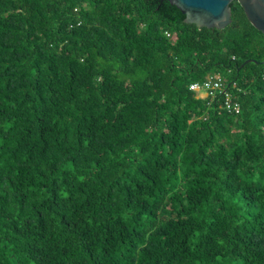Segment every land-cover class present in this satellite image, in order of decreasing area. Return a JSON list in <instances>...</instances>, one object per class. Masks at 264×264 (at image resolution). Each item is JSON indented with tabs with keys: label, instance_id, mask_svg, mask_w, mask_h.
I'll return each mask as SVG.
<instances>
[{
	"label": "trees",
	"instance_id": "1",
	"mask_svg": "<svg viewBox=\"0 0 264 264\" xmlns=\"http://www.w3.org/2000/svg\"><path fill=\"white\" fill-rule=\"evenodd\" d=\"M229 7L0 0V264H264V34ZM219 70L237 114L188 89Z\"/></svg>",
	"mask_w": 264,
	"mask_h": 264
},
{
	"label": "water",
	"instance_id": "2",
	"mask_svg": "<svg viewBox=\"0 0 264 264\" xmlns=\"http://www.w3.org/2000/svg\"><path fill=\"white\" fill-rule=\"evenodd\" d=\"M183 14L185 23L197 28L221 29L230 22L232 0H165ZM249 24L264 34V0H235ZM245 60L244 62H248ZM264 62V60H263Z\"/></svg>",
	"mask_w": 264,
	"mask_h": 264
},
{
	"label": "built area",
	"instance_id": "3",
	"mask_svg": "<svg viewBox=\"0 0 264 264\" xmlns=\"http://www.w3.org/2000/svg\"><path fill=\"white\" fill-rule=\"evenodd\" d=\"M168 36L167 33H165ZM264 73V69L262 71ZM234 87V84H232ZM188 89L194 92L197 97L207 99L208 103H212L216 94H221L220 102L217 104L219 109L227 113L237 114L239 112V104L236 102L229 90L223 87L222 78L219 73L207 74L201 81L191 82L188 84ZM197 92V93H196Z\"/></svg>",
	"mask_w": 264,
	"mask_h": 264
},
{
	"label": "rangeland",
	"instance_id": "4",
	"mask_svg": "<svg viewBox=\"0 0 264 264\" xmlns=\"http://www.w3.org/2000/svg\"><path fill=\"white\" fill-rule=\"evenodd\" d=\"M217 73H219L223 78H224V73L221 71V70H219V71H217ZM197 93V92H196ZM197 96V95H196Z\"/></svg>",
	"mask_w": 264,
	"mask_h": 264
}]
</instances>
